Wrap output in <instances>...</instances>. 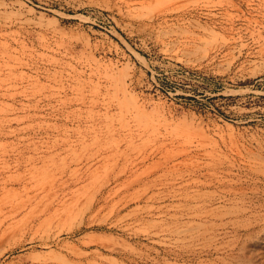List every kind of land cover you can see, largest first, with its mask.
I'll return each mask as SVG.
<instances>
[{"label": "rangeland", "instance_id": "1", "mask_svg": "<svg viewBox=\"0 0 264 264\" xmlns=\"http://www.w3.org/2000/svg\"><path fill=\"white\" fill-rule=\"evenodd\" d=\"M0 264H264V0H0Z\"/></svg>", "mask_w": 264, "mask_h": 264}]
</instances>
